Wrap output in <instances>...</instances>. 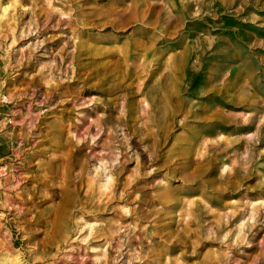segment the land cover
I'll return each mask as SVG.
<instances>
[{"label": "rangeland", "instance_id": "obj_1", "mask_svg": "<svg viewBox=\"0 0 264 264\" xmlns=\"http://www.w3.org/2000/svg\"><path fill=\"white\" fill-rule=\"evenodd\" d=\"M15 263L264 264V0H0Z\"/></svg>", "mask_w": 264, "mask_h": 264}, {"label": "bare ground", "instance_id": "obj_2", "mask_svg": "<svg viewBox=\"0 0 264 264\" xmlns=\"http://www.w3.org/2000/svg\"><path fill=\"white\" fill-rule=\"evenodd\" d=\"M10 1V0H9ZM139 2V1H138ZM24 5V4H23ZM9 8V7H8ZM7 10V9H6ZM15 11V10H14ZM172 13H173V10H170ZM47 12V11H46ZM68 11H67V9H62V14H65V15H67L68 13H67ZM61 14V13H60ZM59 15V14H58ZM68 16V15H67ZM139 49V48H138ZM140 50V49H139ZM122 54V56L126 59L124 62L125 63H128V62H130L131 60H130V56H127L126 55V53H121ZM130 60V61H129ZM132 64V66H133V63H131ZM127 67H130L128 64H127ZM142 103L146 106V107H149V103H148V100L146 99V98H143V101H142ZM168 111V109H166L165 108V112H167ZM179 114V113H178ZM171 115H172V112H169V114H168V117H171ZM149 121H147V123H146V131L147 132H150L151 131V129H152V127L149 125V123H148ZM144 123V122H143ZM133 124V123H132ZM160 131V130H159ZM79 143V142H78ZM182 145V144H181ZM187 146V145H186ZM99 165V164H98ZM105 167V166H104ZM95 172V171H94ZM105 173V172H104ZM104 177L102 178V180H100L99 182H98V191H99V196L100 197H103V196H105V198H107L108 199V195H110L111 194V188H112V191H115L116 189H118L119 187H120V183H121V176L119 177V178H115L114 179V177L111 175V174H107V175H103ZM94 178V177H93ZM95 179V178H94ZM110 189V190H109ZM161 198H163V196H159V200L161 199ZM169 197H166V198H164V199H168ZM98 201H100V200H98ZM102 202V201H101ZM187 202V201H186ZM99 203V202H98ZM122 208H126V206H124V207H122ZM189 207H188V211H187V209L185 210V213H186V215H185V218H187V217H189ZM187 211V212H186ZM125 215V214H124ZM182 219H184V218H182ZM218 219V218H217ZM184 221V224H183V227L185 228V229H187V230H189V229H191V225H190V223L188 222V221H185V220H183ZM131 223L134 225V223H136V221H134V219H133V217H132V219H131ZM88 224V223H87ZM137 224V223H136ZM132 225L133 227H134V229L135 228H138V229H140V228H143V225ZM191 232V231H190ZM112 234H114L113 232H109V236L108 237H106L105 238V240H104V243L102 244V245H98L100 248H102L105 244H106V242L108 241V240H111L112 239ZM191 235V234H190ZM99 236V235H98ZM97 247V246H96ZM99 247H97V248H99ZM95 248V247H94ZM80 249V248H79ZM92 250V249H91ZM7 256L6 257H8V254H6ZM99 256V255H98ZM5 257V256H4ZM17 258V257H16ZM15 258V259H16ZM12 259V258H11ZM10 259V260H11ZM14 259V260H15ZM18 260V259H17ZM177 262V261H176ZM16 264V263H15ZM169 264V263H168Z\"/></svg>", "mask_w": 264, "mask_h": 264}]
</instances>
